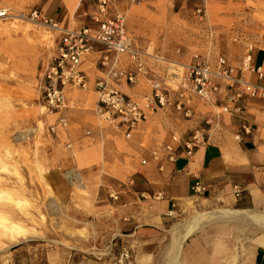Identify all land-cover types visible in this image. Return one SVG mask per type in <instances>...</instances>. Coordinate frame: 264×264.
<instances>
[{
    "label": "rangeland",
    "instance_id": "rangeland-1",
    "mask_svg": "<svg viewBox=\"0 0 264 264\" xmlns=\"http://www.w3.org/2000/svg\"><path fill=\"white\" fill-rule=\"evenodd\" d=\"M115 2V10L124 12L126 28L140 50L171 61L187 63L193 55H222L239 68L248 46H255L248 37L264 40V0H242L240 6L234 0ZM91 4L90 0H0V11L7 10L0 17V218L17 222L26 235L15 243L11 233H3L0 227V264H101L118 253L110 242L104 248L109 253L100 259L92 249L112 230L100 221L101 201L94 190L105 182L100 173L113 175L114 182L108 179L107 183L115 185L125 181L133 169L128 165L122 172L120 163L110 160L112 151L106 140L111 136L104 133L110 125L94 113L86 117L85 129L99 126V136L104 133V139L91 138L92 144L101 145L94 157L84 148L70 151L64 132L57 137L47 131L56 115L46 114L40 83L59 32L21 16L35 9L64 29L63 25L87 23ZM155 67L159 73L164 70V65ZM87 95V103L75 104V108H94L95 96ZM170 112L152 122L149 116L154 115L147 114H152L146 119L148 127L142 129V123L138 129L146 138L144 147L150 136L158 135L152 130L155 122L170 123L174 117L172 122L179 124L184 118ZM195 130L199 129L187 134ZM123 140H118L121 145ZM117 151L124 149L118 146ZM92 165L96 174L90 172ZM17 199L21 202L16 203ZM194 200L195 206L186 204L171 214L156 236L132 238L129 264H249L252 237L264 230V221L200 216L194 222L204 212L236 209L204 197ZM104 209L109 224L114 210L109 205ZM192 224L193 230L186 234Z\"/></svg>",
    "mask_w": 264,
    "mask_h": 264
},
{
    "label": "crops",
    "instance_id": "crops-1",
    "mask_svg": "<svg viewBox=\"0 0 264 264\" xmlns=\"http://www.w3.org/2000/svg\"><path fill=\"white\" fill-rule=\"evenodd\" d=\"M90 1L92 9L89 12V20L83 25L92 26L94 25L92 17L95 14V0ZM115 1L110 4L108 14L110 16L120 14L125 17L123 11L115 10L117 3ZM234 1L237 5L242 4V0ZM60 25L63 24L60 23ZM83 25H63V28L73 29ZM126 31L131 36L127 28ZM132 39L140 50L133 37ZM248 40L255 45L251 51V63L262 70L264 40L253 35L248 37ZM96 48L101 49V46ZM100 56V51H93L84 58L81 67L87 75L88 86L86 89H67L66 97L70 105L62 112V115L67 118L68 126L64 130L58 129L55 135L58 137V133L64 132L66 137L64 143L70 151L75 149L90 150L94 157L95 151L99 150L101 145L100 143L92 144L91 138L96 137V140H99L104 133H109L111 139L106 140V147L112 151L110 160L120 163L123 168L122 172L128 169V165L133 169L129 175H126L125 181H118L115 185L107 183L109 180L110 183L114 182L113 175L100 173L101 179L106 183L102 182L96 187L94 196L101 201L98 206L100 221L107 224L106 226H111L112 230L106 231L107 235L105 236L107 237L102 236L99 245L92 246V249L104 253L106 252L104 248H108L110 242L111 247L114 245V250L119 252L122 248L129 249V242L135 236L144 234L156 236L155 233L169 219V216L182 209L194 197H204L213 202L236 207V209L258 211L264 214V100L247 99L244 102L243 121L229 114L221 113L218 107L199 101L194 102L193 112L188 118L177 112L173 106L159 109L152 113L154 116L148 115L150 122L156 118L161 119L163 113L170 112V109L184 118L180 119L179 124L172 122L174 117L171 118L170 123L168 121L167 123L155 122L152 125V130L157 131L158 135L150 136L148 147H144L143 142L146 138L138 131L142 123V129L148 127L147 115L128 135L124 131L110 126V129L104 133L101 132V136H99L98 133L101 131L99 126L85 129L86 117L95 114L96 100L94 108L88 110L75 108V104H86L88 93H92L97 99L95 82L104 77V72L98 66ZM149 58L150 56H146L144 61L157 77L159 68L155 67L153 60L151 61ZM228 62L232 65L229 60ZM116 66L125 68L131 66V61L125 55H120L117 57ZM248 77L252 80L256 79L255 74ZM118 88L133 98L148 92L150 85L145 78L139 77L135 84H126L120 81ZM241 124L249 129L248 133H244L240 129ZM161 128L164 133L159 132ZM196 128L201 130L204 142L192 147L191 152L188 153L185 146L187 133ZM86 131H92L93 134L87 135ZM237 132L241 135L240 140L235 138ZM172 137H176L178 140L173 142ZM120 138L125 139L123 140L124 145L118 141ZM166 144H173L175 155L173 161L167 160V153L163 150ZM118 146L124 151L118 152ZM153 149L159 151L157 160L150 155ZM139 156L141 157L138 161ZM142 159L146 161L145 164H141ZM97 171V168L92 165L90 172L96 174ZM196 182H200L205 187L201 195L193 192L192 186ZM236 189L239 190L238 193H236ZM111 194L116 195V198H112ZM108 205L114 210L109 224L108 217L103 212ZM255 238H260L262 243L253 245ZM103 244H107V246L103 247ZM249 264H264V230L252 237Z\"/></svg>",
    "mask_w": 264,
    "mask_h": 264
},
{
    "label": "built area",
    "instance_id": "built-area-1",
    "mask_svg": "<svg viewBox=\"0 0 264 264\" xmlns=\"http://www.w3.org/2000/svg\"><path fill=\"white\" fill-rule=\"evenodd\" d=\"M114 0H95V14L92 17L94 25H83L73 29H62L53 18L45 16L37 10H32L24 19L37 23H44L56 29L59 36L53 54L46 62L41 83L40 96L46 113L56 115L47 131L56 135L58 129L64 130L68 126L67 118L62 112L70 105L66 91L72 89H86L87 75L82 69L84 58L93 51H100L98 66L104 72V77L95 82L97 93L95 114L102 121L114 129L130 134L143 121L148 113H153L165 107H174L184 117L192 114L195 101L208 103L218 107L221 113L229 114L243 121L244 102L247 99L264 100V72L260 67L251 63L252 46H248L242 66H232L227 58L217 55L214 58L193 55L187 63L171 61L161 56L149 55L139 50L125 27L123 15L110 16L108 9ZM135 1V0H134ZM138 1V0H137ZM7 14V10L0 11V17ZM101 46V49L96 47ZM125 55L131 66L117 67V57ZM150 56L154 64L164 65L162 73L155 77L150 66L144 61ZM255 74L252 80L245 76ZM139 77H143L150 85L148 92L135 99L123 93L118 84H135ZM244 133L249 129L240 125ZM91 132L86 131L89 135ZM235 138L240 140V133ZM178 139L172 137V141ZM204 142L201 130H195L188 135L185 146L188 153L192 147ZM163 150L167 153V160L173 161V144H166ZM159 151L153 149L150 153L155 160ZM146 161L142 159L141 164ZM193 192L201 195L205 187L200 182L194 183ZM236 189V193H238ZM116 198V195H110ZM109 252H96L98 258L105 257ZM130 250L122 248L113 259L104 260L101 264H129Z\"/></svg>",
    "mask_w": 264,
    "mask_h": 264
},
{
    "label": "bare ground",
    "instance_id": "bare-ground-1",
    "mask_svg": "<svg viewBox=\"0 0 264 264\" xmlns=\"http://www.w3.org/2000/svg\"><path fill=\"white\" fill-rule=\"evenodd\" d=\"M262 70H264V65L262 66ZM4 195L6 197H8L9 193L8 192H4ZM3 196V195H2ZM195 198V197H194ZM194 198H191L188 202H187V207H193L195 206L196 202L194 200ZM15 201V200H14ZM16 203H20L21 200L17 199L15 201ZM257 214L249 211V210H245V209H219V210H215V211H210V212H204L198 216L195 217L194 222H196L200 216H222V217H226V218H230V219H235V220H241L244 218H251L253 220H256L257 222H261L263 223L264 218L259 219L258 216H256ZM259 222V223H260ZM0 227L2 228L1 230L4 232H10L11 233V237L13 238L12 240L17 243L20 242L24 239H26V235L25 232L23 230H21V226L15 222L10 220L9 218L2 216L0 218ZM194 228V224H192L189 229L187 230L186 234H188L189 232H191ZM262 243L260 238H255L253 240V245L256 244H260Z\"/></svg>",
    "mask_w": 264,
    "mask_h": 264
}]
</instances>
